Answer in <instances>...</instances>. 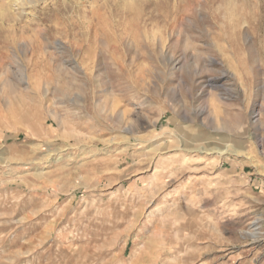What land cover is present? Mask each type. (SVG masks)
I'll use <instances>...</instances> for the list:
<instances>
[{"label":"rangeland","instance_id":"obj_1","mask_svg":"<svg viewBox=\"0 0 264 264\" xmlns=\"http://www.w3.org/2000/svg\"><path fill=\"white\" fill-rule=\"evenodd\" d=\"M0 264H264V0H0Z\"/></svg>","mask_w":264,"mask_h":264}]
</instances>
